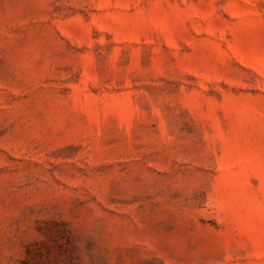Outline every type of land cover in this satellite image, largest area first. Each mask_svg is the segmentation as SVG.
I'll list each match as a JSON object with an SVG mask.
<instances>
[{
  "label": "rangeland",
  "instance_id": "obj_1",
  "mask_svg": "<svg viewBox=\"0 0 264 264\" xmlns=\"http://www.w3.org/2000/svg\"><path fill=\"white\" fill-rule=\"evenodd\" d=\"M0 264H264V0H0Z\"/></svg>",
  "mask_w": 264,
  "mask_h": 264
}]
</instances>
